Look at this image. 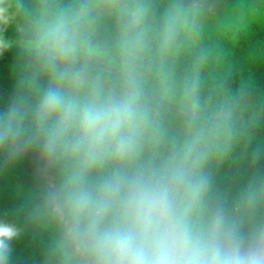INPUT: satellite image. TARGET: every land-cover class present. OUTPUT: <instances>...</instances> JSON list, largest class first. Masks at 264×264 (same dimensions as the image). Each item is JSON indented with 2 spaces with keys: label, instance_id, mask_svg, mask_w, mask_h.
<instances>
[{
  "label": "clouds",
  "instance_id": "9594fccd",
  "mask_svg": "<svg viewBox=\"0 0 264 264\" xmlns=\"http://www.w3.org/2000/svg\"><path fill=\"white\" fill-rule=\"evenodd\" d=\"M2 2V0H0ZM259 8L241 0L252 13ZM130 24L121 36L125 53L120 83L109 85L96 63L83 13L54 14L34 50L48 86L31 113L30 127L45 154L67 170L65 210L96 264H264V247L240 234H229L203 211L204 188L194 163L180 156L158 170H140L131 162L150 131L153 107L144 90L145 76L129 59L138 43L145 9L116 7ZM200 14L179 2L167 11L161 43L168 48ZM241 19H244L241 13ZM0 8V24L5 23ZM185 107L195 109L196 90ZM25 115L11 108L0 123V143L19 136ZM18 227L0 221V264H9Z\"/></svg>",
  "mask_w": 264,
  "mask_h": 264
},
{
  "label": "trees",
  "instance_id": "16d2710c",
  "mask_svg": "<svg viewBox=\"0 0 264 264\" xmlns=\"http://www.w3.org/2000/svg\"><path fill=\"white\" fill-rule=\"evenodd\" d=\"M10 2L2 0L0 6L5 10ZM104 4L90 13L88 22L92 26L91 33L87 34L88 39L91 43L98 42L96 39L99 40L98 44L110 43L101 54L121 64V59L116 57L124 58L125 53L115 40L103 33L104 22L99 21V12L109 11L110 4ZM107 22L119 23L120 35L130 30V19L123 12L106 17L105 24L109 27ZM163 23L159 14L145 15L137 37L140 42L130 50L129 59L133 57L135 60H131L144 74V90L153 107L150 131L142 142L139 155L131 162L132 167L158 170L177 157L188 158L190 163H194L196 178L204 188L205 214H214L213 217L224 224L229 234H240L250 241L258 239L255 233L246 234L237 227L246 226L249 217L257 218L255 205L264 201V29L254 23L249 31L251 38L243 39L239 46L235 43L231 51L222 49L217 52L220 57L218 62L212 63V56L206 61L203 59L204 64L201 65V52L190 54L185 50L184 32L168 48L162 46ZM99 26L102 31L99 34L92 33V29ZM11 36L20 44L34 39L25 31ZM246 47L251 49L242 54ZM107 52L113 56H108ZM212 53L211 50L203 51V57ZM238 57L240 61L234 67L230 66V62ZM0 61L8 63L0 65L3 70L0 92L7 96L3 98L11 101L9 109L20 108L25 115L24 127L19 135L27 140L29 146H24L25 152L23 146L19 149L24 155L22 158L34 160L43 157L44 166L56 176L53 166L57 162L45 154L39 137L30 127L31 113L42 91H28L31 85L25 81L16 82L18 85L9 83L15 82L17 78L6 74L9 64L38 66L36 53L16 49L0 51ZM109 63L98 64L105 69L104 78L112 86H117L121 67ZM114 65L119 66V71ZM185 83L189 87L188 91L184 87ZM40 87L44 88V84H40ZM191 88L196 90V100L201 105L197 113L188 112L177 105L185 104L186 96L192 95ZM211 92H216V98L209 103L213 104L212 107L208 106L206 98ZM247 112L260 114L263 121L254 124L244 122L243 116H247ZM3 116L0 115V120ZM3 131L5 129L0 123V132ZM5 144L14 147L11 141L5 140L0 143V153ZM6 152L2 155L3 159H8L11 154V157L15 156L13 150L8 154ZM43 183H46L45 178ZM4 186V179L0 177V221L12 222L20 231L19 237L12 242L16 254L9 264H61L62 253L38 225L39 215L31 214L33 211L29 205L18 200L14 192ZM241 209L245 210L244 215ZM246 209H250V212L247 213ZM25 212L29 213L27 217H23ZM225 220L236 223L228 227ZM258 224L256 222L249 230H257Z\"/></svg>",
  "mask_w": 264,
  "mask_h": 264
},
{
  "label": "rangeland",
  "instance_id": "374dc122",
  "mask_svg": "<svg viewBox=\"0 0 264 264\" xmlns=\"http://www.w3.org/2000/svg\"><path fill=\"white\" fill-rule=\"evenodd\" d=\"M105 2L110 4L109 11L104 10L102 13L99 12V21H102V23L104 22L103 33L115 40L118 46L121 44V35L118 34L120 24L107 22L109 27L105 24L107 16H114L115 13H117V6L133 3L138 4L145 9V15L148 14L151 16L159 14L163 21L165 20L168 9L177 2L187 7H197L200 10V14L196 17L195 22L184 31L186 41L185 50L190 54L201 52V65L212 56H214V59H212L211 62H218L220 57L217 56L219 55L217 52L222 49H229V51H231L235 43L239 46L243 42V39L251 38L249 37V31L254 23L264 29V14L260 12L253 14L251 9L241 6V0H11L8 7L3 10L6 22L0 24V51H11L12 49H16L17 51L34 52V50L28 48L27 45L38 38L40 29L54 14L66 13L78 15L83 13L82 21L87 24V34H90V27L92 26V23L88 22L90 13L100 8V6L105 5ZM245 2H250L254 4L255 7L259 8L258 0H245ZM0 8H2V5ZM241 13H243L244 19H241ZM22 31L32 35L34 39L20 44L19 41L11 36ZM101 31L102 29L100 26L92 29V33L95 34H99ZM96 40L99 42L98 39ZM137 41L140 42V40ZM98 42L91 43L95 49V55L92 59L99 64L109 62L111 65L113 63L118 64L113 59H109L104 54H101L106 51L110 43L103 42V44H98ZM250 49L251 48L246 47L241 53H247ZM209 50L213 51V53L209 54V57H203V51ZM186 51L183 53L188 57ZM107 54L108 56H113L110 55L109 52H107ZM116 58L123 59V57ZM131 59L133 60L134 58L131 57ZM239 61L240 57L230 62V66L234 67ZM1 64L8 63L0 61V65ZM114 67L119 71V66L114 65ZM8 68L9 70L6 74L9 76L12 74L14 78H17L15 82L8 81L9 83L12 82L14 85H18L16 82L25 81L31 85L29 87L31 89H28V91H43V89L48 86L49 82L47 77L40 75L36 64L22 65L16 63L9 64ZM2 76L3 70L2 66H0V81ZM4 81L6 82V79H4ZM106 82L111 85L108 80H106ZM40 84H44V88H41ZM184 87L186 91L189 90L186 83ZM193 89L194 88H191L190 90ZM1 90H3V88ZM206 96H208V94ZM3 97L7 96L1 91L0 115L6 113L5 110L9 109L10 106L8 104L11 103L9 99ZM206 98L208 100V106L212 107L213 104L209 103L216 98V92H211L209 97ZM206 98L202 100H206ZM197 101L198 100H196V103ZM198 103L194 110L185 107L183 103H177V105L179 108L186 109L188 112L197 113L201 110V105ZM247 113V116H243L244 122L254 124L263 121V116L260 114L253 115L252 113ZM8 141H11L14 147L11 146L10 148V145L8 147V145L5 144L4 149L0 153V163L3 165V167L0 168V177L4 179V187L13 191L18 200L29 205L33 211L31 214L35 213L39 215L40 220L38 221V225L48 234L51 242L56 245L62 253V257L60 258L61 264H96L94 257L86 250L85 240L77 233L66 216L65 184L67 170L64 164L62 162H57V164L53 166L57 172V175L54 176L48 171L47 167L44 166L43 157H41L42 159L38 157L34 160L22 158L24 155L21 154L19 149L23 146V152H25L24 146H29L26 144L27 140H25L23 136L19 135L15 139H8ZM11 150L14 151L15 156L11 157V155H13L11 154L8 159H3L2 155L4 152L7 151L6 154H8ZM44 178L46 179V183H43ZM256 209L258 217H249L246 226L237 228H241L246 234L255 233L259 238L252 241L264 247V201L257 203L255 205V210ZM241 210L242 215H244L245 210ZM246 212L249 213L250 209H246ZM28 215V212L23 213V217H27ZM205 216L219 221L222 226L224 225L219 219L213 217L214 214H205ZM225 222L228 224V227H232L236 223H232L228 220H225ZM256 222L259 223L257 225V230L250 231L249 228L255 226ZM261 227H263V229L258 231ZM13 249L14 248H12L9 262L16 254L14 252L15 249Z\"/></svg>",
  "mask_w": 264,
  "mask_h": 264
}]
</instances>
